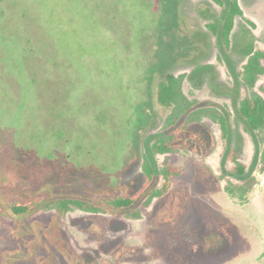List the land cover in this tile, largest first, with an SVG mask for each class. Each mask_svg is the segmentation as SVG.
I'll return each mask as SVG.
<instances>
[{"label":"rangeland","instance_id":"1","mask_svg":"<svg viewBox=\"0 0 264 264\" xmlns=\"http://www.w3.org/2000/svg\"><path fill=\"white\" fill-rule=\"evenodd\" d=\"M231 1L242 16L225 48L206 26ZM256 51L264 0H0V264H264V129L239 113L251 93L239 73ZM167 74L225 117V140L203 119L174 153L152 149L169 114L157 102ZM252 92L264 99V76ZM145 157L152 191L162 167L180 175L139 219L10 212L37 196L141 202Z\"/></svg>","mask_w":264,"mask_h":264},{"label":"trees","instance_id":"2","mask_svg":"<svg viewBox=\"0 0 264 264\" xmlns=\"http://www.w3.org/2000/svg\"><path fill=\"white\" fill-rule=\"evenodd\" d=\"M242 13L235 1L228 3L227 11L222 21L214 20L206 26L212 36L218 38L225 48L230 43V35L237 17ZM264 53L254 52L243 66L239 73L242 83L251 90L250 95L239 105V113L253 131L264 129V99L252 92L257 81L264 76ZM157 102L160 106L169 109V114L159 136L152 141V149L160 154H172L175 152V144L179 140V135L190 124L200 123L207 119L217 124L220 128L221 136L226 139L227 123L224 116L212 108L197 107L195 101H190L183 92V77L167 74L158 83ZM230 159L234 163L232 174L242 177L245 175V167L238 162L236 155L230 154ZM264 162V151L262 153ZM144 175L143 191H150L147 198L139 201L141 194L130 196L112 195L101 196L92 200L76 197L44 198L34 197L26 202L14 200L10 204V212L15 217H30L38 213L53 212L57 218L64 219L72 211L90 215H109L113 213H123L122 216L128 219H139L142 213L149 208L154 199L164 197L169 191L172 178L178 177L180 172L170 165L162 167L158 174L163 179L160 187L152 191L154 184V172L150 161L145 157L142 164ZM255 185V180L251 179L245 187H238L240 197H244L249 192L251 186ZM233 194V190H230ZM124 212H127L124 213Z\"/></svg>","mask_w":264,"mask_h":264}]
</instances>
